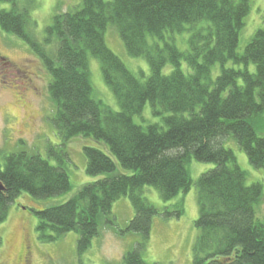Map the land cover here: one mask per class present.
Returning <instances> with one entry per match:
<instances>
[{
	"label": "trees",
	"instance_id": "obj_1",
	"mask_svg": "<svg viewBox=\"0 0 264 264\" xmlns=\"http://www.w3.org/2000/svg\"><path fill=\"white\" fill-rule=\"evenodd\" d=\"M19 1L0 0V26L43 59L55 105L51 123L63 143L48 149V159L27 150L4 157L0 225L23 192L45 199L70 191L66 146L82 137L97 144L83 147L86 172L103 177L64 203L33 210L41 239L51 242L75 231L83 254L102 226H114V203L128 197L135 215L125 231L141 234L142 241L122 263L159 264L143 257L154 217L180 218L184 205L159 209L144 197V188L157 189L165 202L189 192L194 181L187 165L195 159L216 167L195 182L199 217L193 264H264V221L256 211L262 184L247 183V172L224 145L234 138L250 163L264 169V135L255 125L264 113V29L238 52L250 0H82L80 7L56 13L41 39L30 33L29 8ZM110 26L131 57L147 60V78L133 73L107 45ZM186 31L188 49L182 50L176 36ZM90 56L99 60L118 111L95 96ZM216 66L220 71L214 75ZM147 105L161 122L136 120Z\"/></svg>",
	"mask_w": 264,
	"mask_h": 264
},
{
	"label": "rangeland",
	"instance_id": "obj_2",
	"mask_svg": "<svg viewBox=\"0 0 264 264\" xmlns=\"http://www.w3.org/2000/svg\"><path fill=\"white\" fill-rule=\"evenodd\" d=\"M19 2L21 7L29 8L28 28L38 39L43 37L45 28L51 24L56 13L73 10L82 5V0H34L31 6L28 0ZM3 7L10 9L12 4H4ZM245 22L238 48L240 53L244 52L256 31L264 29V0H250V12ZM189 35L187 31L177 34L176 44L180 49H188ZM105 37L107 45L133 73L142 80L150 75L147 60L128 54L115 27L110 26ZM89 61L95 96L118 111L119 104L104 82L99 60L90 56ZM227 66L232 67V63ZM249 69L254 72L256 67L250 64ZM167 71L168 68L165 73ZM219 71V66H216L214 75ZM50 80V73L39 54L25 41L5 32L0 26V163L4 164L6 155L22 150L39 153L48 159V149L62 145L63 142L51 123L55 105L49 94ZM136 120L153 123L161 122V117H155L151 106L147 105L143 116L136 117ZM255 125L258 134L263 136L264 113L256 119ZM86 143L97 145L96 142L86 141L82 137L67 143L70 154L67 170L72 182L70 191L45 199H37L23 192L10 205L8 218L0 225V258L12 261V258H19L23 251L25 254V247L29 246L26 256L32 258V264H123L124 254L142 241L141 234L125 231L135 215V209L128 197H122L114 203L110 215L114 226H102L100 235L93 239L92 246L83 254L78 251L79 234L75 231L51 242L40 238L37 231L38 219L33 210L64 203L73 198L83 186L103 177H91L86 172L87 160L83 150ZM224 145L234 151L238 164L247 172V183L262 184L263 198L256 206V211L259 219L264 221V169H257L250 163L246 152L234 138H227ZM49 160L56 164L54 159ZM187 166L194 181L189 192L181 193L165 202L157 189L149 186L144 188V197L159 209L172 207L178 202H183L184 205V214L180 218L154 217L151 239L143 253L144 259L149 263L193 264L192 247L197 236L195 221L199 217L195 182L201 174L216 165L192 159Z\"/></svg>",
	"mask_w": 264,
	"mask_h": 264
},
{
	"label": "flooded vegetation",
	"instance_id": "obj_3",
	"mask_svg": "<svg viewBox=\"0 0 264 264\" xmlns=\"http://www.w3.org/2000/svg\"><path fill=\"white\" fill-rule=\"evenodd\" d=\"M29 252V246L25 247V254L24 251L22 255L20 254L19 258H12V261L8 260V258L3 259L0 258V264H32V258H28L26 255Z\"/></svg>",
	"mask_w": 264,
	"mask_h": 264
},
{
	"label": "water",
	"instance_id": "obj_4",
	"mask_svg": "<svg viewBox=\"0 0 264 264\" xmlns=\"http://www.w3.org/2000/svg\"><path fill=\"white\" fill-rule=\"evenodd\" d=\"M4 189H5L4 185L0 182V190H4Z\"/></svg>",
	"mask_w": 264,
	"mask_h": 264
}]
</instances>
